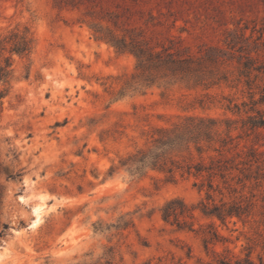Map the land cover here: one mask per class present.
I'll list each match as a JSON object with an SVG mask.
<instances>
[{
    "label": "rangeland",
    "instance_id": "obj_1",
    "mask_svg": "<svg viewBox=\"0 0 264 264\" xmlns=\"http://www.w3.org/2000/svg\"><path fill=\"white\" fill-rule=\"evenodd\" d=\"M8 30L32 49L0 82V264H264V104L238 76L264 63V0H0ZM173 198L190 225L162 219Z\"/></svg>",
    "mask_w": 264,
    "mask_h": 264
},
{
    "label": "trees",
    "instance_id": "obj_2",
    "mask_svg": "<svg viewBox=\"0 0 264 264\" xmlns=\"http://www.w3.org/2000/svg\"><path fill=\"white\" fill-rule=\"evenodd\" d=\"M116 47L120 48V45L115 43ZM123 46V45H122ZM32 49L31 39L27 38L24 34H18L14 30L8 31H1L0 32V82L7 83L10 79L12 73V62L13 56L19 57H26L30 54ZM138 67L144 70L149 63L150 59L152 58H145L143 54L138 53ZM244 60L240 62V69L238 76L243 78L245 87L247 89V93L250 99V106L249 110L254 111V106L257 104H264V87L259 88L256 85L257 81H260L264 77V63H258L256 61L257 58H252L249 56V53L246 52L243 56ZM189 60L181 59V60H173L170 61L171 65L176 67V70L180 71H190ZM223 79L226 80L225 76H221L217 78V80ZM258 88L259 97L257 99L253 98L256 94L255 89ZM236 109L235 112H239V108L237 105H233L232 107L227 106L228 110L233 111ZM254 116H248L247 123L249 127L257 128L264 126V111L255 110ZM203 123V121H201ZM215 121L212 119L207 120V125L205 126L208 128L210 125H214ZM229 126V125H228ZM209 137V136H208ZM180 137L175 136L174 139H159L156 141L158 145L154 148L148 150L147 152H138L131 158L132 164H134L135 169H139L141 166L151 165L156 166L162 155L165 153L164 146L167 144H174L179 140ZM190 166L186 168V172H190ZM197 172H199L200 168H195ZM205 215H214L220 220H224L225 218H230L232 216H238L239 211L234 208L230 207L228 209L220 211L217 207H214L212 210H207L205 208L201 209ZM185 214L189 215V209L183 203L180 198H173L168 200L163 207L161 208V217L165 222L173 221L176 223L178 227L188 226L190 224L185 223V221L180 222L179 217L184 216ZM220 264H231L228 261L220 260ZM212 264V263H208ZM235 264H256L254 263L248 256L243 260H237ZM262 264V263H260Z\"/></svg>",
    "mask_w": 264,
    "mask_h": 264
},
{
    "label": "bare ground",
    "instance_id": "obj_3",
    "mask_svg": "<svg viewBox=\"0 0 264 264\" xmlns=\"http://www.w3.org/2000/svg\"><path fill=\"white\" fill-rule=\"evenodd\" d=\"M42 208H43L42 204H36L34 206V219L32 221V226L37 225L41 221L40 212H41Z\"/></svg>",
    "mask_w": 264,
    "mask_h": 264
}]
</instances>
